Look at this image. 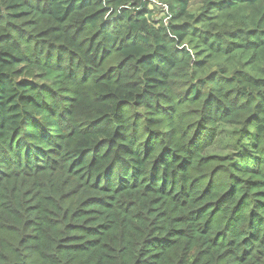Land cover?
<instances>
[{
  "label": "trees",
  "instance_id": "1",
  "mask_svg": "<svg viewBox=\"0 0 264 264\" xmlns=\"http://www.w3.org/2000/svg\"><path fill=\"white\" fill-rule=\"evenodd\" d=\"M0 264H264V0H0Z\"/></svg>",
  "mask_w": 264,
  "mask_h": 264
}]
</instances>
